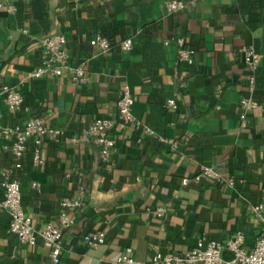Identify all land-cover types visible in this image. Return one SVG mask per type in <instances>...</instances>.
Segmentation results:
<instances>
[{"label":"crops","instance_id":"obj_1","mask_svg":"<svg viewBox=\"0 0 264 264\" xmlns=\"http://www.w3.org/2000/svg\"><path fill=\"white\" fill-rule=\"evenodd\" d=\"M13 1L0 10V85L19 89L24 101L15 111L0 103L1 126L40 116L76 135L95 118H116L128 85L134 116L154 133L117 121L108 164L96 143L46 136L42 162L33 165L30 151L25 159V212L40 230L58 222L61 199L79 186L81 205L66 210L73 221L56 260L40 238L29 245L7 233L9 215L0 208V264H122L116 258L127 249L148 262L155 252H182L200 238L224 242L236 232L250 249L264 227V0H179L188 5L173 12L166 0H43L38 16L16 11ZM103 25L115 44L98 55L89 40ZM54 32L66 36L71 63L85 60L87 82L28 77L40 59L37 39ZM128 36L133 47L119 49ZM249 45L259 53L253 73L242 55ZM181 46L192 50L191 63L179 59ZM248 95L257 105L241 126L240 100ZM168 98L175 108L165 106ZM10 142L0 131V196ZM203 165L224 181L192 180ZM259 203L261 216L253 211ZM96 230L104 241L86 245Z\"/></svg>","mask_w":264,"mask_h":264},{"label":"built area","instance_id":"obj_2","mask_svg":"<svg viewBox=\"0 0 264 264\" xmlns=\"http://www.w3.org/2000/svg\"><path fill=\"white\" fill-rule=\"evenodd\" d=\"M3 4L4 0H0V10ZM187 5V2L179 0H166L164 2L167 12L185 8ZM178 42L183 44V39H178ZM37 43L40 47V59L38 65L28 72L29 78L68 74L73 82L84 83L88 81L89 76L86 74L84 67L85 60L75 64L71 63L66 49V36L63 33L54 32L39 37ZM89 43L95 48L98 55H105L111 49L109 40L99 33L91 37ZM118 46L122 50H129L132 46V38L128 36L121 39ZM242 55L244 63L253 73L259 65V53L252 45H249L243 48ZM178 57L180 60L191 63L193 61L192 50L181 46L178 49ZM23 100V94L19 89L7 84L0 85V103L4 104L7 109L18 110L22 106ZM132 104L133 96L129 87L123 85L116 101V118H95L79 133L72 136L66 135L61 129L47 126L40 116H30L23 122H16L8 126L0 125V131L11 140L9 144L10 161L2 172V195L0 196V208L5 209L9 215L7 233L14 235L19 242L29 245L35 244L37 239L40 238L49 249L50 256L54 260L57 259L61 249L63 230L73 221L67 215L66 210L81 205L84 188L79 186L77 195L61 199L59 203L60 215L57 223L48 222L40 230H36L30 216L23 208L20 191L21 174L25 168L27 153L31 152V163L38 165L42 162L40 152L44 138L46 136H63L67 141L83 140L100 145V158L104 164H108L111 161V148L116 143V137L112 129L117 121L120 125L132 124L142 136L154 133L148 125L134 116ZM240 105V124L245 126L247 114L257 105V101L252 95H248L241 98ZM165 106L175 108L174 98H168ZM191 179L194 181L203 179L215 182L224 181V178L213 167L204 165L199 168V171ZM189 180V178H183L181 181L183 184H187ZM227 183L232 184L233 180L228 178ZM32 185L36 186L37 184L33 182ZM262 208V204L259 203L253 206V211L261 216ZM164 210V207H158L154 212L161 215ZM103 241L104 232L96 230L88 234L84 242L88 246H94ZM242 242V233L236 232L224 242L200 238L195 246L182 252H155L148 262L134 259L130 254V249H127L117 256L116 261L122 264H264V227L250 249L245 248ZM224 249L232 253L230 259L223 257L222 252Z\"/></svg>","mask_w":264,"mask_h":264},{"label":"trees","instance_id":"obj_3","mask_svg":"<svg viewBox=\"0 0 264 264\" xmlns=\"http://www.w3.org/2000/svg\"><path fill=\"white\" fill-rule=\"evenodd\" d=\"M42 3H43V0H29V2H25L23 0H14L13 1V4L15 6L16 11H23V13L33 14L35 16L42 14L40 11ZM96 33H99L102 36L106 37L109 40V42L111 43V46L113 44H115L113 33L107 25H103L99 29V31H97ZM117 47L120 49V47L118 45H117ZM132 47H133V42H132L131 48ZM222 255L224 258H228V259H230L232 257V253L227 249L223 250Z\"/></svg>","mask_w":264,"mask_h":264}]
</instances>
